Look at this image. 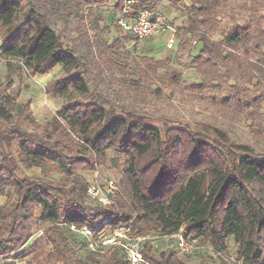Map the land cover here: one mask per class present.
I'll return each mask as SVG.
<instances>
[{
	"label": "trees",
	"instance_id": "obj_1",
	"mask_svg": "<svg viewBox=\"0 0 264 264\" xmlns=\"http://www.w3.org/2000/svg\"><path fill=\"white\" fill-rule=\"evenodd\" d=\"M108 1L0 0V65L5 63L7 70L0 82V196L7 197L0 206V257L31 256L28 264H100L102 257L71 226L93 231L127 226L133 237L181 232L186 241L207 242L221 255L199 264H231V254L240 264H264V157L232 142L214 117L171 126L167 122L173 120L163 117L162 128L135 107L149 102L148 96L160 97L162 88L171 96L178 88L202 93L236 73L235 85L215 109L222 116H243L244 109L256 108L258 102L243 101L247 93L240 83L259 86L264 81V0H250L249 20L236 22L219 42L211 34L220 26L224 0H168L190 4L191 25L178 38H198L193 68L202 82L192 86L169 59L138 56L131 66L119 53L121 39L103 43L95 11ZM157 1L138 0L134 10L153 9ZM83 8L92 21L88 28L81 19L74 35L72 17ZM115 9L121 12V1ZM58 66L63 76L45 91L53 99L66 97L67 103L61 118L39 123L31 103L19 101L16 78L45 75ZM112 81L121 85L116 92L109 86ZM110 93L132 104L121 105ZM110 149L125 158L124 177L111 196L114 205L93 206L90 184L80 172L96 170L95 159L105 160ZM33 168L42 177L24 173ZM51 175H61L65 184H55ZM42 225L46 228L40 231ZM38 231L40 238L27 246ZM115 249L104 263L129 264ZM142 252L151 264H192L176 246L158 253L148 240Z\"/></svg>",
	"mask_w": 264,
	"mask_h": 264
},
{
	"label": "rangeland",
	"instance_id": "obj_2",
	"mask_svg": "<svg viewBox=\"0 0 264 264\" xmlns=\"http://www.w3.org/2000/svg\"><path fill=\"white\" fill-rule=\"evenodd\" d=\"M261 2L263 3V1ZM189 5L188 2H186L185 5H172L168 0H158L155 2L153 9L163 14L166 20L179 31L186 33L191 25V14L188 11ZM115 8L116 3L113 0H109L106 4L96 8L95 11V17L99 19V25L101 27L97 32L104 44H113L116 39H121L119 53L121 56L128 59L129 65L133 66L134 59L138 56L151 57L156 61L169 59L171 67L183 74L187 86L197 85L202 82L201 76L193 68V61L200 51V45L195 42L198 39L197 37H192L190 35L183 38L181 37L182 39L179 38L176 40V47L171 49L167 47L169 38L168 34L164 35V37H154L149 40L140 41L133 35L128 34L121 29L118 23L119 12H117ZM218 13L220 26L213 34H211V38L218 42L223 39V36L232 29L236 22L244 24L249 20L250 15L253 14L250 0H224L223 7ZM260 13L264 14V7L260 8ZM87 14V8H83L72 17L73 24L71 29L74 35L76 34V29L81 28V19L86 22L88 28L90 27L92 20L86 18ZM54 20H56L58 27H61L62 23L57 21L56 17H54ZM90 39L94 40V32H90ZM60 72V75H57L56 72L55 75L48 73L46 75H37L34 77L24 74L22 77L16 78L15 87L21 90L19 101L24 102L26 98H30L31 101L39 103L43 99L48 98L51 103V106H49L50 108L43 107L39 110V114H41L42 118L48 115L46 120L52 117L61 118L60 109L63 104L67 103L66 97L53 99L48 96L45 91L47 84L63 76L62 70ZM6 74L7 70L5 63H2L0 65V82L5 80ZM236 77L237 74L234 73L230 79L222 81L216 88L206 89L202 93L178 88L175 94L171 96L166 88H162L163 92L160 97L148 96L149 102L146 104L138 103L135 107L139 112H142L143 115L146 116L148 121L154 122L162 128L165 123L163 117H168L173 120L172 122L168 121V125L173 123H189L193 119L212 120L214 117L220 125L229 131V136L232 142H240L251 146L255 149L256 154L262 158L264 157V81L259 86H256L255 82L251 84L240 83L241 87H246L245 91L248 97H245L243 101H249L247 105L255 102H258L259 104L256 108L244 109L242 112L243 116L234 113L222 116V114L215 109L216 101L227 96V93L231 91L230 88L235 85ZM260 77L263 78L262 75ZM109 86L113 87L115 92L121 88V85L117 81L110 82ZM156 88V85L152 87L153 90ZM110 95L121 105L130 107L132 104L131 100H128L127 102L124 99L119 100L116 93H110ZM254 97H256V99ZM252 113L253 118L250 116ZM247 117H251L252 120ZM195 130L198 131L197 129ZM106 155L107 156L103 161H101L100 158L95 159L98 163L96 170L92 172L82 171L80 172V175L84 177L89 184L96 179L101 185H106L108 181H112L115 187L112 194L115 195V185L120 183L124 177L123 168L125 158L123 156H117L112 149L108 150ZM114 160H118L117 163L114 162ZM101 162H103V165L99 166ZM24 173L32 177L36 176L34 172H32V169H24ZM50 178L55 184H65L61 175H56V177L51 175ZM88 200L91 205H97L92 199L88 198ZM114 204L115 202L113 201V205ZM140 220L141 216H138L136 222H139ZM45 228L46 225H42L40 231ZM40 231L33 235L27 246L31 245L34 240L40 238ZM132 236H135L134 233ZM147 236L150 237L148 240L153 241L158 253L167 249L168 246L175 247L176 239L174 238H163L157 233ZM80 240L84 244L88 243V240L83 237H81ZM228 246L232 252L236 250L232 239H229ZM116 250L117 249L113 247H106L103 252H96V254L102 257L100 264H105L104 261ZM179 254L180 257L189 259V262L192 264H199L202 260L206 261L207 259H213L215 261L219 260L217 258L218 256L213 252V249L207 242H203L194 255L188 256L181 253ZM13 257V255L10 256L9 259L11 260L4 258V262L6 264H13ZM30 259L31 256L25 258L24 261H26V264H28Z\"/></svg>",
	"mask_w": 264,
	"mask_h": 264
},
{
	"label": "built area",
	"instance_id": "obj_3",
	"mask_svg": "<svg viewBox=\"0 0 264 264\" xmlns=\"http://www.w3.org/2000/svg\"><path fill=\"white\" fill-rule=\"evenodd\" d=\"M116 4L121 1L122 10L119 13L118 23L121 29L133 35L136 39L143 41L154 37H164L168 34V48H175V42L180 36V31L169 23L165 16L154 9H143L138 13L135 12L134 6L138 0H113ZM114 183L108 181L106 185H101L96 179L90 184L87 194L97 204L109 206L113 204L111 196L114 192ZM72 232L76 235L88 240L90 250L94 252H103L106 247L120 248L124 253L129 264H151L142 252L144 241L149 239L146 237H133L130 227L116 226L109 229H98L93 231L89 228L77 230L75 226H71ZM170 238L176 239L175 246L179 253L184 255H194L199 249L198 241L192 239L186 241L181 232ZM217 256L220 254L213 251ZM221 256V255H220ZM235 255L230 256L231 264H240L236 262ZM0 264H6L4 258L0 257ZM18 264H26L21 261Z\"/></svg>",
	"mask_w": 264,
	"mask_h": 264
},
{
	"label": "crops",
	"instance_id": "obj_4",
	"mask_svg": "<svg viewBox=\"0 0 264 264\" xmlns=\"http://www.w3.org/2000/svg\"><path fill=\"white\" fill-rule=\"evenodd\" d=\"M62 70V74H63V69H62V67L61 66H58L56 69H54L51 73H49V74H52V75H55V72H56V74L57 75H60V71ZM46 75V74H45ZM52 78V77H51ZM51 80V79H50ZM49 81V80H48ZM24 102H30L31 103V109H32V111H33V113H34V117H35V119L39 122V123H44L45 121H46V119H47V117H48V115L47 116H44L43 118L41 117V114H39V110H41L43 107H45V108H48L49 106H51V103H50V101H49V99L48 98H45V99H43L41 102H39V103H35V102H33V101H31V99L29 98V99H27L26 98V100H24ZM38 106V107H37ZM50 108V107H49ZM32 172H34V174L36 175V176H34V178H40V177H42V174H41V170L39 169V168H33L32 169ZM7 202V197L6 196H0V206H2V205H4L5 203ZM39 236H41V235H39ZM78 236V235H77ZM163 238H165V237H163ZM78 239V238H77ZM153 242V241H152ZM154 244V243H153ZM171 246H168V248H170ZM25 248H27V247H25ZM8 260H11V259H8ZM25 259H19V260H14L13 259V262L14 263H16V264H18L19 262H21V261H24ZM10 262V261H9ZM26 262V261H25Z\"/></svg>",
	"mask_w": 264,
	"mask_h": 264
}]
</instances>
